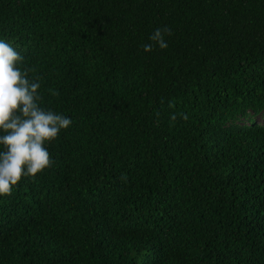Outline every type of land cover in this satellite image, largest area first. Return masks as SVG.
I'll return each mask as SVG.
<instances>
[{"label":"trees","instance_id":"1","mask_svg":"<svg viewBox=\"0 0 264 264\" xmlns=\"http://www.w3.org/2000/svg\"><path fill=\"white\" fill-rule=\"evenodd\" d=\"M0 40L71 119L0 264H264V0H0Z\"/></svg>","mask_w":264,"mask_h":264},{"label":"clouds","instance_id":"2","mask_svg":"<svg viewBox=\"0 0 264 264\" xmlns=\"http://www.w3.org/2000/svg\"><path fill=\"white\" fill-rule=\"evenodd\" d=\"M171 35L168 26L155 29L143 51L166 49V38ZM23 61L11 43L0 40V196H10L23 178L51 167L53 161L45 145L71 125L70 118L41 106L40 77H30L34 69H22ZM51 94L59 95L56 91ZM171 119L175 121V114Z\"/></svg>","mask_w":264,"mask_h":264},{"label":"rangeland","instance_id":"3","mask_svg":"<svg viewBox=\"0 0 264 264\" xmlns=\"http://www.w3.org/2000/svg\"><path fill=\"white\" fill-rule=\"evenodd\" d=\"M254 118H255L257 121H262V120L264 119V117L259 116V115L254 116Z\"/></svg>","mask_w":264,"mask_h":264}]
</instances>
